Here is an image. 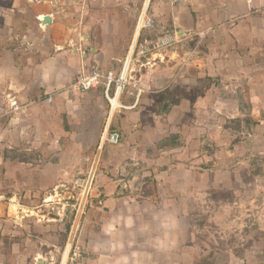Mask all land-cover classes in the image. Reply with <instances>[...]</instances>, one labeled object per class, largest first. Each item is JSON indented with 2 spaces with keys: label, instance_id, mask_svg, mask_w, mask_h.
I'll return each instance as SVG.
<instances>
[{
  "label": "crops",
  "instance_id": "1",
  "mask_svg": "<svg viewBox=\"0 0 264 264\" xmlns=\"http://www.w3.org/2000/svg\"><path fill=\"white\" fill-rule=\"evenodd\" d=\"M229 4L202 18L222 29H213L205 55L183 69L179 35L195 31L189 7L179 1L34 4V30L41 38L17 35L15 54L0 51V219L12 217L15 198L17 220L32 218L25 214L87 172L108 128L122 141L103 152L76 252L70 245L66 264H199L206 253L199 250L188 203L200 195L190 185L192 170L210 158L208 148H220L231 130L228 120L264 123L261 47L255 43L252 60L232 51L242 38L234 26L248 15L250 1ZM142 12L154 28L137 32ZM45 17L51 25H42ZM168 35H176L177 44L156 51L158 40ZM127 56L133 57L134 82L118 98L122 108L110 113L103 89L72 88L82 72L95 68L119 74ZM135 85L144 90L139 102L131 96ZM13 102L20 110L11 108ZM40 223L20 232L53 242L47 237L62 222ZM3 229L0 223V236Z\"/></svg>",
  "mask_w": 264,
  "mask_h": 264
},
{
  "label": "rangeland",
  "instance_id": "2",
  "mask_svg": "<svg viewBox=\"0 0 264 264\" xmlns=\"http://www.w3.org/2000/svg\"><path fill=\"white\" fill-rule=\"evenodd\" d=\"M38 1L43 3L47 0H0L1 52H17V35L28 34L36 40L41 38L34 30L32 20L33 5ZM249 1L248 15L242 24L236 23L234 26H239L237 30L241 31L242 38L239 42L235 40L236 47L240 49L233 46L232 51L252 60L256 53L255 43L258 44L261 50L257 53V63L261 66L264 77V0H259V3L257 0ZM214 2H218L219 6L214 7ZM229 3L225 2L223 5L220 0L183 2L185 7H189L192 21L194 20L191 25L195 32L190 33L191 37L179 35L182 38L179 46L184 52L179 69H183V60L190 54H194L193 58L205 55L203 49L210 34L215 31L213 29H222L221 24L203 22L202 18L209 17L208 11L211 13L213 9L221 11L230 8ZM181 25L188 30L185 21ZM197 32L200 33L195 34ZM261 98L264 105V88ZM245 106H242L243 110L246 109ZM227 125L231 130L222 137L220 148H208L205 154L210 158H205V163L192 170V182L185 178L187 184L190 182L200 192L197 199L188 200L192 208L191 218L199 230V250L206 253H203L199 264H264V123L256 126L244 118L228 120ZM11 204L15 205L12 217L0 219V223L4 225L0 236V261L3 264H62L69 245L72 246L73 254L76 252L83 227L74 242H70V216L60 223L59 230L47 237L53 242H39L37 238H29L28 232H25L26 236L20 232L26 226H36L35 215L19 221L17 198ZM40 205H43V201Z\"/></svg>",
  "mask_w": 264,
  "mask_h": 264
},
{
  "label": "built area",
  "instance_id": "3",
  "mask_svg": "<svg viewBox=\"0 0 264 264\" xmlns=\"http://www.w3.org/2000/svg\"><path fill=\"white\" fill-rule=\"evenodd\" d=\"M175 1L183 3L186 0ZM153 28V20L146 12H142L136 23V31L141 32ZM181 39L182 38L179 37V43ZM177 41L178 37L176 35L165 36L158 40L154 49L156 51H161L171 48L177 44ZM193 55L192 53L183 60L182 67H185L192 61ZM132 66L133 57L127 56L119 74H116L113 70L105 72L99 68L92 69L88 72H82L72 88L80 93H88L93 90L103 89L110 106V113H112L122 108V106L118 104V98L123 94L126 88L131 86L132 82H134L132 77ZM113 88L115 89V94L111 95ZM143 94V89L139 88L137 85L133 86L131 96L135 98L136 102H139ZM52 100L53 98L50 97L49 101L51 102ZM11 108L14 111L20 110L17 102L11 103ZM121 141L122 136L120 133L112 132L108 128H105L100 137L89 170L87 172H79L70 184L62 186L60 190H54L49 197L45 198L40 209L46 212L40 213V209H36L33 212L26 213L25 216L35 215L37 221L42 223L54 221L63 222L70 216V242H74L80 229L83 227L103 152L106 146H119Z\"/></svg>",
  "mask_w": 264,
  "mask_h": 264
},
{
  "label": "bare ground",
  "instance_id": "4",
  "mask_svg": "<svg viewBox=\"0 0 264 264\" xmlns=\"http://www.w3.org/2000/svg\"><path fill=\"white\" fill-rule=\"evenodd\" d=\"M149 3V2H148ZM147 4V3H146ZM139 35V34H138ZM70 245L68 246L64 256H63V260H62V264H66L67 263V259H68V253H69V250H70ZM40 261H43V260H40Z\"/></svg>",
  "mask_w": 264,
  "mask_h": 264
},
{
  "label": "water",
  "instance_id": "5",
  "mask_svg": "<svg viewBox=\"0 0 264 264\" xmlns=\"http://www.w3.org/2000/svg\"><path fill=\"white\" fill-rule=\"evenodd\" d=\"M51 24H52V20L50 17H45L44 20L42 21L43 26H49ZM39 264H41V263H39Z\"/></svg>",
  "mask_w": 264,
  "mask_h": 264
},
{
  "label": "trees",
  "instance_id": "6",
  "mask_svg": "<svg viewBox=\"0 0 264 264\" xmlns=\"http://www.w3.org/2000/svg\"><path fill=\"white\" fill-rule=\"evenodd\" d=\"M70 226H71V222H70ZM70 226H69V230H70Z\"/></svg>",
  "mask_w": 264,
  "mask_h": 264
}]
</instances>
